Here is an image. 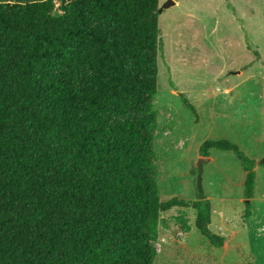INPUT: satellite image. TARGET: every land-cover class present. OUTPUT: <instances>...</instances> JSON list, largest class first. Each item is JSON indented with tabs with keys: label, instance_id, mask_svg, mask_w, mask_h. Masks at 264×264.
Returning a JSON list of instances; mask_svg holds the SVG:
<instances>
[{
	"label": "trees",
	"instance_id": "obj_1",
	"mask_svg": "<svg viewBox=\"0 0 264 264\" xmlns=\"http://www.w3.org/2000/svg\"><path fill=\"white\" fill-rule=\"evenodd\" d=\"M158 7L0 0V264H155L173 208L192 209L201 236L224 246L206 197L162 198L157 185ZM210 149L240 161L246 222L256 162L226 140L205 141L199 157Z\"/></svg>",
	"mask_w": 264,
	"mask_h": 264
},
{
	"label": "rangeland",
	"instance_id": "obj_2",
	"mask_svg": "<svg viewBox=\"0 0 264 264\" xmlns=\"http://www.w3.org/2000/svg\"><path fill=\"white\" fill-rule=\"evenodd\" d=\"M166 1L159 0L158 8ZM157 16L161 50L153 162L160 194L208 197L210 230L224 227L239 244L210 246L191 222L192 209L184 213L191 231L184 232L176 218L180 208H173L162 214L152 243L155 264H264V245L255 254L249 245L264 217L242 219L244 171L234 152L210 149L202 194L195 181L198 149L205 141L226 140L256 164L264 155V0H175ZM183 99L195 109L196 121ZM254 167V208L264 212V167Z\"/></svg>",
	"mask_w": 264,
	"mask_h": 264
},
{
	"label": "crops",
	"instance_id": "obj_3",
	"mask_svg": "<svg viewBox=\"0 0 264 264\" xmlns=\"http://www.w3.org/2000/svg\"><path fill=\"white\" fill-rule=\"evenodd\" d=\"M264 154V150H263V152H262V155ZM212 161V157H210V159H209V162H211ZM256 166H259V167H261V165H259L258 163L256 164ZM257 169H258V167H254V170L255 171H257ZM244 179H245V172H244V177L242 178V180H241V183H242V186H243V183H244ZM255 180H256V176H255ZM173 195V194H172ZM206 198H208V197H206ZM255 199H256V195H255V193H254V197H253V199H252V206H253V213H252V216H251V220L252 219H254L255 217H258V216H263L264 217V212H262L261 210H259L258 211V208H254V201H255ZM190 200H192V199H190ZM194 200V199H193ZM176 209H179V208H176ZM190 209V208H189ZM189 209H179L180 210V212L182 213V212H189V211H187V210H189ZM213 212V211H212ZM224 214H222V217L224 218ZM186 219L187 218H189V217H185ZM194 218H195V216L193 217L192 216V218H191V222L193 223L194 222ZM188 222V225L191 227L192 226V224L189 222V221H187ZM212 225V216H211V223H210V226ZM261 227H264V223L263 224H261V225H259L258 226V228H256V230H255V233H256V235H252L253 237L251 238V240L249 241V245H250V250H251V253L252 254H255V252L258 250L257 248H259L260 246H262V245H264L263 243H264V241H262L263 239H264V231H260V228ZM226 229H224V227H221V226H218L217 227V229H216V233L219 231L220 233L219 234H221V235H223V236H225L226 237V243H228V244H232L233 242H237V244H239L238 243V238L236 237H234V236H231V237H228L229 235H228V233H227V231H225ZM190 231H191V228H190ZM259 238H262L261 240H259Z\"/></svg>",
	"mask_w": 264,
	"mask_h": 264
},
{
	"label": "water",
	"instance_id": "obj_4",
	"mask_svg": "<svg viewBox=\"0 0 264 264\" xmlns=\"http://www.w3.org/2000/svg\"><path fill=\"white\" fill-rule=\"evenodd\" d=\"M175 3L174 0H167L160 8L157 9V14H160L164 8H168L170 5ZM209 162V158L199 157L196 161V189L198 190L199 194H202V187H201V175H202V168L205 163ZM259 165L264 167V155L263 157L257 162Z\"/></svg>",
	"mask_w": 264,
	"mask_h": 264
},
{
	"label": "built area",
	"instance_id": "obj_5",
	"mask_svg": "<svg viewBox=\"0 0 264 264\" xmlns=\"http://www.w3.org/2000/svg\"><path fill=\"white\" fill-rule=\"evenodd\" d=\"M260 231H261V232L264 231V227H261V228H260Z\"/></svg>",
	"mask_w": 264,
	"mask_h": 264
}]
</instances>
